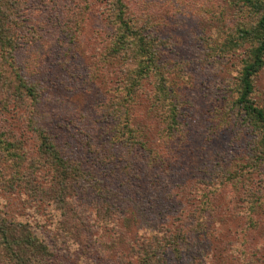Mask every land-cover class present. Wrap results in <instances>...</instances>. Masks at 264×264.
<instances>
[{
  "label": "rangeland",
  "instance_id": "1",
  "mask_svg": "<svg viewBox=\"0 0 264 264\" xmlns=\"http://www.w3.org/2000/svg\"><path fill=\"white\" fill-rule=\"evenodd\" d=\"M118 1L14 0V61L37 98L14 93L8 112L0 102V130L21 141L27 164L44 131L83 176L73 212L23 188L0 191L1 208L46 241L52 264H131L133 245L179 233L188 242L168 248L161 264H264L260 134L235 88L249 52L242 25L258 17L239 0H123L126 18L156 42L189 96L190 113L170 136L153 111L154 81L129 94L133 51L118 49L128 33ZM254 80L252 99L264 109V68ZM43 169L36 176L47 190ZM197 220L205 233L195 236Z\"/></svg>",
  "mask_w": 264,
  "mask_h": 264
},
{
  "label": "trees",
  "instance_id": "2",
  "mask_svg": "<svg viewBox=\"0 0 264 264\" xmlns=\"http://www.w3.org/2000/svg\"><path fill=\"white\" fill-rule=\"evenodd\" d=\"M118 2L120 7L118 21L120 27L128 32L124 33L118 49L120 52L133 51L134 67L129 74L132 82L129 88L131 99L133 100L134 95L137 94L136 89L143 87L149 80H153L155 88L153 111L165 121L170 136H175L181 120L188 117L190 113L189 96L168 76L170 72L164 67L161 51L156 42L151 39L147 41L146 36L133 28L129 19L126 18L123 0ZM239 2H242L247 11L253 12L258 18L251 24L242 25V44L248 45L249 52L244 67L235 81L238 93L237 105L242 108L248 122H251V119V124L253 121L257 122L253 123V127L260 134L261 155L259 157L264 160V109L257 106L252 99L254 78L264 68V0H239ZM20 8L14 0H0V96L3 94L1 92H5L0 102L5 111L9 109L11 98L15 94L19 95L20 102L23 100V95L27 93L28 96H33L34 100L37 98L33 86L22 79L14 61L18 48L16 40L20 38L21 31L18 17ZM237 40L239 42V38ZM134 43L138 45V50L132 47ZM5 95L6 98H4ZM38 133L41 138L38 154L27 164L30 158L25 154L21 141H15L13 137H8L0 130V163L3 168L9 167L7 163L10 164L14 171L13 176L7 181L0 173V186L3 187L0 191L23 188L31 192L30 197L38 198V202L44 197L49 198V201L54 202L61 209L73 212V209L67 208L70 206L69 199L72 198L82 179V171L78 165L68 162L63 157L55 142L46 136L44 131L38 130ZM25 166L28 170L27 176L22 175ZM43 168L47 170L50 177L47 190L40 188L39 177L36 176L40 170H44ZM105 224L111 225L107 220ZM194 231L195 236L205 233V227L201 221L195 226ZM180 235L179 233L162 238L157 235V241L154 236H150L138 245H133V254L127 257H132L131 264H161L163 259L167 260L168 248L173 247V251L179 252L188 242V239L180 238ZM120 239L122 240V237ZM52 259L53 253L46 241L41 239L28 223L10 219L0 204V264H52Z\"/></svg>",
  "mask_w": 264,
  "mask_h": 264
}]
</instances>
